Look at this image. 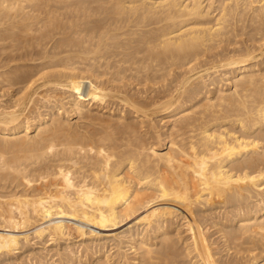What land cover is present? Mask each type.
<instances>
[{
    "label": "bare ground",
    "instance_id": "6f19581e",
    "mask_svg": "<svg viewBox=\"0 0 264 264\" xmlns=\"http://www.w3.org/2000/svg\"><path fill=\"white\" fill-rule=\"evenodd\" d=\"M0 190V264H264V0H0Z\"/></svg>",
    "mask_w": 264,
    "mask_h": 264
},
{
    "label": "rangeland",
    "instance_id": "374dc122",
    "mask_svg": "<svg viewBox=\"0 0 264 264\" xmlns=\"http://www.w3.org/2000/svg\"><path fill=\"white\" fill-rule=\"evenodd\" d=\"M19 188H21V187H19ZM1 191H2V190H0V192H1ZM2 192L5 193V191H2ZM44 222H45V221H43V223H44ZM46 224H47V223H46ZM44 225H45V224H44ZM31 229H32V228H31ZM31 229H30V231H32ZM28 230H29V229H28Z\"/></svg>",
    "mask_w": 264,
    "mask_h": 264
}]
</instances>
